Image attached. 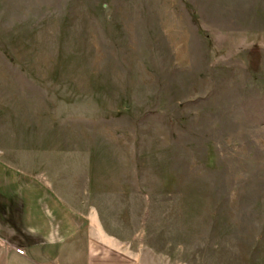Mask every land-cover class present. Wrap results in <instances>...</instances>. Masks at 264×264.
<instances>
[{
	"label": "rangeland",
	"instance_id": "rangeland-1",
	"mask_svg": "<svg viewBox=\"0 0 264 264\" xmlns=\"http://www.w3.org/2000/svg\"><path fill=\"white\" fill-rule=\"evenodd\" d=\"M60 145L134 252L264 264V0H0V153Z\"/></svg>",
	"mask_w": 264,
	"mask_h": 264
},
{
	"label": "crops",
	"instance_id": "crops-1",
	"mask_svg": "<svg viewBox=\"0 0 264 264\" xmlns=\"http://www.w3.org/2000/svg\"><path fill=\"white\" fill-rule=\"evenodd\" d=\"M42 152L21 163L0 153V264H176L144 246L134 252L132 242L104 227L97 209L84 207V168L62 165L70 155L84 163L83 150L60 145Z\"/></svg>",
	"mask_w": 264,
	"mask_h": 264
},
{
	"label": "built area",
	"instance_id": "built-area-1",
	"mask_svg": "<svg viewBox=\"0 0 264 264\" xmlns=\"http://www.w3.org/2000/svg\"><path fill=\"white\" fill-rule=\"evenodd\" d=\"M19 253H20V254H24L23 250H19Z\"/></svg>",
	"mask_w": 264,
	"mask_h": 264
}]
</instances>
